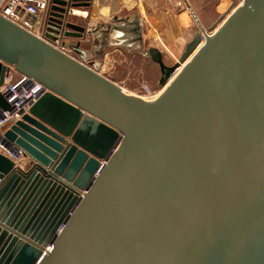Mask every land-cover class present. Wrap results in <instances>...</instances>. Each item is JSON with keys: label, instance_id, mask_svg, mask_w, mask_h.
<instances>
[{"label": "water", "instance_id": "obj_1", "mask_svg": "<svg viewBox=\"0 0 264 264\" xmlns=\"http://www.w3.org/2000/svg\"><path fill=\"white\" fill-rule=\"evenodd\" d=\"M90 6L52 0L48 42L0 16V85L11 66L46 89L1 140L0 264H264V0L174 65L151 48L165 87L205 39L152 102L66 41Z\"/></svg>", "mask_w": 264, "mask_h": 264}, {"label": "rangeland", "instance_id": "obj_2", "mask_svg": "<svg viewBox=\"0 0 264 264\" xmlns=\"http://www.w3.org/2000/svg\"><path fill=\"white\" fill-rule=\"evenodd\" d=\"M199 1L204 5L202 8H204L206 19L213 20L208 23H204L202 21V24H200L193 18V20L191 19V22L188 24L182 23L177 25L176 22L182 8L190 9L187 1L154 0V4H156L157 9L162 8L164 10V13H160L157 10V22L165 23L166 27L164 26V28L160 30L159 25L152 24L151 28L147 30L145 28L144 30L147 36H151V39L147 37V43H149L148 45L159 48L164 53L165 62L168 65H174L178 62L183 52V46L180 48L176 47V51L173 52V50L169 48V45L176 46V39L182 37L183 34H187L188 37L186 36V38L192 40L194 34L200 31V26H203L206 30L214 27L213 29L211 28V32H213L216 28L218 29L219 26L223 25L221 23H225L228 19V15L234 7H232V0ZM214 1L217 3L220 2L221 7L220 12L215 14L213 17L212 4H214ZM126 3L127 5L123 4L122 0H97L94 4H92L89 10H72L70 20L84 26L88 25V23L91 25L108 23L109 21H112L115 16L133 14L137 11V5L139 4H137L136 1H126ZM143 5V3H140V6L142 7L141 12L144 14L145 9ZM237 6L238 4L236 7ZM164 45H166L170 50L166 51ZM83 48L84 49H82V51L87 52V54L92 52V49H89L87 45H84ZM93 62H95V66L98 65L97 71L102 76L108 78L119 87L127 89L126 91H128V94L135 95L133 97L139 99L142 98L141 100L148 102L155 101L160 97L161 94L157 98H154L158 92L161 91V88L158 85L160 73L158 67L150 60L129 52L127 49H116L115 47H111L107 51V54H100ZM20 75L21 73L15 70V76L17 77ZM148 88L150 90L149 92L147 91Z\"/></svg>", "mask_w": 264, "mask_h": 264}, {"label": "built area", "instance_id": "obj_3", "mask_svg": "<svg viewBox=\"0 0 264 264\" xmlns=\"http://www.w3.org/2000/svg\"><path fill=\"white\" fill-rule=\"evenodd\" d=\"M65 1L72 3L75 0ZM96 1L91 0V3L94 4ZM134 1L137 4H146L150 0ZM244 1L235 0V4H238L240 7ZM51 6L52 0H0V16L48 42L46 31ZM8 68L5 81L0 85V94L10 105L8 111L0 107V152L18 161L15 156L7 152L1 145L3 134L12 124L20 120L24 114L28 113L30 107L42 96L46 89L34 78L23 74L16 77L14 67L8 66ZM64 227L65 224H62L57 232V236L62 232ZM48 250H52V245H49Z\"/></svg>", "mask_w": 264, "mask_h": 264}, {"label": "flooded vegetation", "instance_id": "obj_4", "mask_svg": "<svg viewBox=\"0 0 264 264\" xmlns=\"http://www.w3.org/2000/svg\"><path fill=\"white\" fill-rule=\"evenodd\" d=\"M91 6L79 9L89 10ZM68 20L72 22L70 17ZM137 21H140L139 24L136 23ZM73 23L86 28L85 36L77 39H66V41H71L74 44V47H76L77 43H80V46L76 47V50L80 51L79 53H82L83 57L87 59L88 62H93L100 54H107V51L111 47H115L116 49H127L129 52L150 60L158 67L160 73L158 85L161 89L164 88V86H160L159 84L162 77L161 66L154 61V58H157V55L149 52V50L154 47L148 45L149 43H147V39H145L144 27L141 23L140 16L136 14V12L133 14H126L124 16H115L112 21L104 24L91 25L88 23V25L84 26L75 22ZM84 45H87L89 49H92L90 54L82 51V49H84ZM68 50L71 56L76 58L79 57L76 50H71L70 48H68ZM164 57V53L162 52V60L165 65L171 66L165 62ZM147 91H150L149 88Z\"/></svg>", "mask_w": 264, "mask_h": 264}, {"label": "crops", "instance_id": "obj_5", "mask_svg": "<svg viewBox=\"0 0 264 264\" xmlns=\"http://www.w3.org/2000/svg\"><path fill=\"white\" fill-rule=\"evenodd\" d=\"M122 1H123V4L127 5L126 1H131V0H122ZM186 1L188 3V6L190 7V9H183L182 8L181 13L179 14L178 20L176 22L177 25H180L182 23L188 24L189 22H191V19L193 20V18L196 20V22H198L200 24H202V21L204 23H208L209 21L213 20V19H210V20L206 19L204 8H202L204 5L201 4V2L199 0H186ZM212 5H213L212 14L214 17L215 14H218L220 12L221 3L220 2L217 3L214 1V4H212ZM143 7L145 9L144 14L141 12L142 7L140 6V4L137 5L136 13L140 16V20H141V23H142L144 29L146 28V30H147V29L151 28L152 24L159 25L160 30H162L164 28V26L166 27L165 23H163V22L158 23L157 22V20H158L157 10L160 13H164V10L162 8L157 9L156 4H154V0H150L148 3L144 4ZM186 36H187V34H185V35L183 34L182 37H179V39H176L177 40L175 42L176 46L175 45H173V46L169 45V48L172 49L174 52V51H176V47L180 48L183 46L182 48H183V52H184L186 44L188 43L189 40H191V39H187ZM147 37L149 39H151L150 35L147 36L145 34V39H147ZM164 46H165L166 51L170 50L166 45H164ZM29 160H30L29 158L24 159V163L29 162Z\"/></svg>", "mask_w": 264, "mask_h": 264}, {"label": "bare ground", "instance_id": "obj_6", "mask_svg": "<svg viewBox=\"0 0 264 264\" xmlns=\"http://www.w3.org/2000/svg\"><path fill=\"white\" fill-rule=\"evenodd\" d=\"M236 5L237 4H235L234 5V7L232 8V10H231V12H230V14L228 15V17L227 18H229L230 16H231V14L232 13H234L235 12V10H236V8L238 7H236ZM236 7V8H235ZM225 20H226V18H225ZM221 24H224V23H221ZM222 26V25H221ZM221 26H219V28L217 29H215L213 32H208L207 30L205 31V36L206 35H213V34H215L219 29H220V27ZM204 44H205V39L202 41V43L199 45V47L196 49V51L194 52V54L184 63V64H182L181 65V67L176 71V73L170 78V80H169V82L166 84V86L164 87V88H162L161 89V91L160 92H158V94L154 97V98H157L160 94L162 95L164 92H165V90L168 88V86L175 80V78L182 72V70L184 69V67L192 60V58L199 52V50L204 46ZM143 47V46H142ZM122 90L124 91V93L125 94H127V95H129V96H135V95H133V94H128V91H126L127 89H123L122 88ZM131 93V92H130ZM160 95V96H161ZM142 99V98H141Z\"/></svg>", "mask_w": 264, "mask_h": 264}]
</instances>
